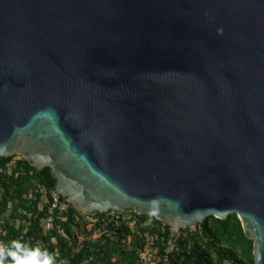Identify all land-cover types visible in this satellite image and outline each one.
I'll use <instances>...</instances> for the list:
<instances>
[{
    "label": "water",
    "instance_id": "1",
    "mask_svg": "<svg viewBox=\"0 0 264 264\" xmlns=\"http://www.w3.org/2000/svg\"><path fill=\"white\" fill-rule=\"evenodd\" d=\"M11 155L65 209L234 213L264 264V0H0Z\"/></svg>",
    "mask_w": 264,
    "mask_h": 264
},
{
    "label": "trees",
    "instance_id": "2",
    "mask_svg": "<svg viewBox=\"0 0 264 264\" xmlns=\"http://www.w3.org/2000/svg\"><path fill=\"white\" fill-rule=\"evenodd\" d=\"M54 184L49 168L39 170L19 155L0 157V263L38 250L39 259L58 252L66 264L85 258L89 264H255L253 242L234 213L181 229L168 253L170 225L132 209L86 214L70 206L55 212L46 229Z\"/></svg>",
    "mask_w": 264,
    "mask_h": 264
},
{
    "label": "built area",
    "instance_id": "3",
    "mask_svg": "<svg viewBox=\"0 0 264 264\" xmlns=\"http://www.w3.org/2000/svg\"><path fill=\"white\" fill-rule=\"evenodd\" d=\"M62 210H65V208H63L55 199H53V201L51 202L50 206L48 207V214L46 219L44 220V224H45V228L46 229H52L53 228V221H54V213L55 212H61ZM170 230V237L171 240L169 241L168 247L166 249V252H171L174 250L175 248V242L173 241V239H176L178 237V234L174 233L176 232L178 229H173L171 227H169ZM58 252L55 253V257L51 259V263L52 264H66L64 261L59 260L58 259ZM90 263V259L89 258H85L81 261H79L76 264H89ZM0 264H13V262H1Z\"/></svg>",
    "mask_w": 264,
    "mask_h": 264
},
{
    "label": "clouds",
    "instance_id": "4",
    "mask_svg": "<svg viewBox=\"0 0 264 264\" xmlns=\"http://www.w3.org/2000/svg\"><path fill=\"white\" fill-rule=\"evenodd\" d=\"M219 33L223 32V29L217 30ZM16 246V242L13 243ZM13 264H51V260L45 258L43 260L38 258V250L36 252H27L24 256H15L13 259Z\"/></svg>",
    "mask_w": 264,
    "mask_h": 264
},
{
    "label": "rangeland",
    "instance_id": "5",
    "mask_svg": "<svg viewBox=\"0 0 264 264\" xmlns=\"http://www.w3.org/2000/svg\"><path fill=\"white\" fill-rule=\"evenodd\" d=\"M17 158H18V157H16L15 159H17ZM116 215H118V214H116ZM123 217H127V216L123 215ZM84 219H85V221H87V223H90L91 220H92V218L89 217V216H85ZM188 228H190V227H188ZM194 228H196V227H191L190 229H194ZM173 229H176V228H173ZM183 229H185V228H183ZM174 233L178 234V236L181 234L180 230H177V231L174 232ZM1 251H2V249H0V252H1ZM49 260H50V259H49Z\"/></svg>",
    "mask_w": 264,
    "mask_h": 264
},
{
    "label": "bare ground",
    "instance_id": "6",
    "mask_svg": "<svg viewBox=\"0 0 264 264\" xmlns=\"http://www.w3.org/2000/svg\"><path fill=\"white\" fill-rule=\"evenodd\" d=\"M170 227H171V228H175V227H173L172 225H170Z\"/></svg>",
    "mask_w": 264,
    "mask_h": 264
}]
</instances>
